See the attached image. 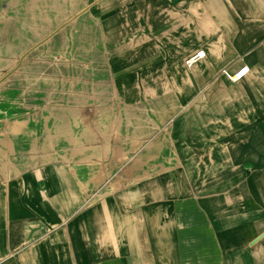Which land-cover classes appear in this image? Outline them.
<instances>
[{"label":"crops","instance_id":"crops-1","mask_svg":"<svg viewBox=\"0 0 264 264\" xmlns=\"http://www.w3.org/2000/svg\"><path fill=\"white\" fill-rule=\"evenodd\" d=\"M69 4L2 1L0 60L13 62L14 86L49 115L94 107L101 87L131 106L149 91L172 96L161 102L174 112L172 163L111 176L95 147L37 151L36 112L6 124L0 264H264V0Z\"/></svg>","mask_w":264,"mask_h":264},{"label":"rangeland","instance_id":"rangeland-1","mask_svg":"<svg viewBox=\"0 0 264 264\" xmlns=\"http://www.w3.org/2000/svg\"><path fill=\"white\" fill-rule=\"evenodd\" d=\"M2 1L7 0H0V6ZM77 3L78 0H70L69 5L77 9ZM2 17L0 12V18ZM34 31L36 36L41 38L43 33L40 28ZM0 57L2 58L1 55ZM12 63L8 66L5 61L0 60V130L16 119L25 117L27 120L32 112H36L37 124H26L25 131L29 130L31 125L36 127L37 151L45 147L58 152L77 147H95L101 154L102 164H115L111 176H146L172 163L171 155L167 152L170 151L169 133L174 112L172 108H167L165 102L172 99V96L156 97V93L149 91L145 94L148 101L131 106V102L122 93L106 91L101 87L100 92L95 94L94 107L65 109V113L54 109L49 115L45 109L34 110L30 107L34 98L33 94L27 92L30 89L27 88L26 92L21 94L18 86H14L11 76L14 68ZM184 67L186 68L185 65ZM163 100L165 107L164 103H161ZM44 116H48L45 121ZM61 116L67 118L66 124L60 121ZM46 135L49 138L51 135V138L45 140ZM18 144L23 152L20 155L22 163L31 165L32 158L29 154H32V150L27 153L29 140L24 136ZM132 165L134 168L131 173L123 171Z\"/></svg>","mask_w":264,"mask_h":264},{"label":"built area","instance_id":"built-area-1","mask_svg":"<svg viewBox=\"0 0 264 264\" xmlns=\"http://www.w3.org/2000/svg\"><path fill=\"white\" fill-rule=\"evenodd\" d=\"M205 57V52L203 50H198L195 53L188 55L184 60V65L186 68H191L195 63ZM249 68L244 65L237 69L232 75L229 76L231 82H236L243 79L248 74Z\"/></svg>","mask_w":264,"mask_h":264}]
</instances>
